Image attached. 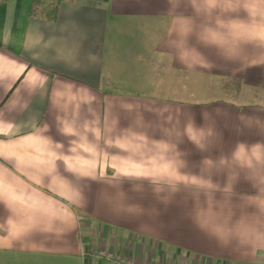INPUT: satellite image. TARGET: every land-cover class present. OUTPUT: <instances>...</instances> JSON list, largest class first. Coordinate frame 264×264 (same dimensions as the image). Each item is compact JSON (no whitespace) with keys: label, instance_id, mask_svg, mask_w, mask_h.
<instances>
[{"label":"crops","instance_id":"0c3cea01","mask_svg":"<svg viewBox=\"0 0 264 264\" xmlns=\"http://www.w3.org/2000/svg\"><path fill=\"white\" fill-rule=\"evenodd\" d=\"M34 1L0 0V264H264V0Z\"/></svg>","mask_w":264,"mask_h":264},{"label":"trees","instance_id":"16d2710c","mask_svg":"<svg viewBox=\"0 0 264 264\" xmlns=\"http://www.w3.org/2000/svg\"><path fill=\"white\" fill-rule=\"evenodd\" d=\"M59 1L61 0L50 1L49 7L45 9L46 5L44 0H35L33 2V7L31 8V12L34 13V12L42 11L46 14V18L53 19L55 17L56 6Z\"/></svg>","mask_w":264,"mask_h":264},{"label":"rangeland","instance_id":"374dc122","mask_svg":"<svg viewBox=\"0 0 264 264\" xmlns=\"http://www.w3.org/2000/svg\"><path fill=\"white\" fill-rule=\"evenodd\" d=\"M49 0H47L46 2H48ZM51 1H55V0H51ZM201 77L203 78H208L207 76H202V75H189V81H201ZM222 83V82H221ZM234 83V82H233ZM220 84V83H219Z\"/></svg>","mask_w":264,"mask_h":264}]
</instances>
